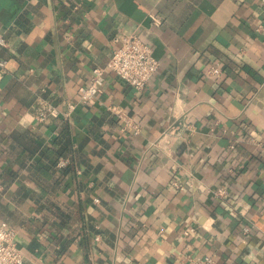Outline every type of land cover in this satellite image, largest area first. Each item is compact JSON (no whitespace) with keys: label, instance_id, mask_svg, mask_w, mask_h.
Returning a JSON list of instances; mask_svg holds the SVG:
<instances>
[{"label":"crops","instance_id":"0c3cea01","mask_svg":"<svg viewBox=\"0 0 264 264\" xmlns=\"http://www.w3.org/2000/svg\"><path fill=\"white\" fill-rule=\"evenodd\" d=\"M132 33L159 63L147 85L106 71L79 103ZM0 38V224L22 264H264L259 0H0Z\"/></svg>","mask_w":264,"mask_h":264},{"label":"built area","instance_id":"2783aa9c","mask_svg":"<svg viewBox=\"0 0 264 264\" xmlns=\"http://www.w3.org/2000/svg\"><path fill=\"white\" fill-rule=\"evenodd\" d=\"M259 3L264 7V0H259ZM148 18L152 24L160 23L152 13L148 14ZM113 41L115 47L109 60L103 67H94L88 83L78 88L79 103L85 104L101 92L103 74L106 71L113 73L137 91L142 90L155 74L159 63L153 57L151 48L136 33L116 36ZM0 45H4L1 38ZM4 65V60L0 59V67ZM205 72L207 76L217 78L221 74V69L218 64H215L209 66ZM78 102H66L60 109L47 104L39 110L36 120L43 122L48 118L57 117L67 119L75 110ZM117 118L121 123V131L129 129L132 133H137L138 126L130 118L124 114H117ZM261 153L264 154V147L261 149ZM64 165V161L58 163V166ZM224 193V189L216 191L217 195H223ZM95 239L98 240L97 237ZM22 262L23 255L15 244L13 229L5 224H0V264H22ZM194 264H211V260L209 258L199 259Z\"/></svg>","mask_w":264,"mask_h":264}]
</instances>
